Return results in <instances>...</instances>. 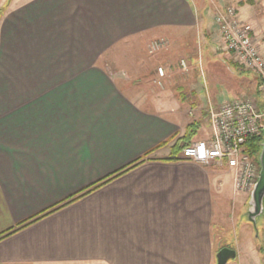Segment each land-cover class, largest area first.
<instances>
[{
	"label": "crops",
	"instance_id": "obj_1",
	"mask_svg": "<svg viewBox=\"0 0 264 264\" xmlns=\"http://www.w3.org/2000/svg\"><path fill=\"white\" fill-rule=\"evenodd\" d=\"M206 8L204 0H0V235L9 232L0 264H216L232 247L216 228L240 200L234 172L173 152L194 123L181 106L244 95L247 76L229 65ZM156 42L171 51L150 60L145 47ZM195 45L201 61L223 59V75L209 69V87L179 85L170 101L149 92L148 63L169 61L168 76L174 52ZM127 47L143 50L120 55ZM205 117L197 121L210 131ZM249 249V257L237 251V264H264L258 244Z\"/></svg>",
	"mask_w": 264,
	"mask_h": 264
},
{
	"label": "built area",
	"instance_id": "obj_2",
	"mask_svg": "<svg viewBox=\"0 0 264 264\" xmlns=\"http://www.w3.org/2000/svg\"><path fill=\"white\" fill-rule=\"evenodd\" d=\"M215 22L236 63L254 74L264 94V55L251 24L241 20L233 6L219 11ZM164 46L163 42H156L151 50ZM181 65L184 70L188 69L185 61ZM158 75L164 78L165 70L159 68ZM255 101L250 98L224 102L211 114V138L193 142L182 152L183 159L196 164H226L234 172L236 194L252 193L260 178L261 166L248 150L252 140L263 138L264 112Z\"/></svg>",
	"mask_w": 264,
	"mask_h": 264
},
{
	"label": "rangeland",
	"instance_id": "obj_3",
	"mask_svg": "<svg viewBox=\"0 0 264 264\" xmlns=\"http://www.w3.org/2000/svg\"><path fill=\"white\" fill-rule=\"evenodd\" d=\"M204 2L206 3L207 8L210 7L208 8L210 10L206 11L207 12L206 19H208L211 24L213 23L214 20H216V16L218 12L223 10V8H226L228 6L236 7L238 10L239 18L248 23L250 22L249 24H251L253 29L254 28L256 29L257 34H258V35L256 34L257 35L256 40L258 44L260 45L262 54L264 55V0H204ZM247 6L250 8H248ZM243 7H245L246 9H244ZM244 11H248L249 14H247V12L244 13ZM241 15H244L243 18H245L246 20L241 18ZM255 24H256V27H258V29L255 27ZM215 28L218 30L219 26L217 25ZM219 31H220V28H219ZM156 41H159V40H156ZM219 41L220 39L217 38L216 42L220 44ZM203 42L204 44H202V47H201L202 52L204 50V46H206V41H203ZM148 47H145L146 49L145 54L150 56L151 58L150 60L152 59L154 60V58L156 59V57L158 58L160 55H163V54L168 55L170 54V51H171V47L169 45L164 46L162 49L157 50V51H152ZM130 48L129 47L121 48L122 52L120 51L121 52L120 55L124 54V52L127 51V49L129 51ZM141 49L142 48L134 47V48H131V51L139 54L141 53ZM187 50H190L191 53H188ZM193 50H194V54H193ZM199 51H200V45H195L192 47H182L179 50V52L175 51L174 56H176V58L172 60L173 65H172V68H170L172 71L169 70L170 72H168V76L164 77V80H161V82L156 81L157 80L156 72L158 73V69L161 68L162 66L164 68L167 67L166 64H168L169 61L167 63H160L158 62V60H156V62L153 61V62L148 63L151 68L149 70L150 72L147 71L145 74L143 73L144 75L148 73V77L144 75L141 77H144L142 78L143 83L146 86L149 85L148 86L150 89L149 92L155 91L158 93L161 91L160 94L164 93V98L170 101L171 96H172L171 90L174 88L175 89L178 88L179 85L183 87L185 85L186 86L189 84L191 85L192 82H195L194 84H196L197 81H200L202 82L203 87H206V88L209 87L210 83L208 81L209 77L207 75H209L208 73L211 70V72L213 71L214 73L217 71L218 76H222L223 73L221 74V72H223V59H220L219 56L216 57L214 55V58L212 60V57L208 55L206 56L207 57L206 62L201 61L199 59L200 58ZM230 57L231 59L230 61H228L229 65L231 67H234L237 72H242L243 74L247 76L244 78L245 81H243L244 95H242L240 99H236V100H244V99H250V98L255 99L256 100L255 102H257L259 107L262 108L261 111L264 112V94H262L258 88L257 89L256 87L254 88V85H256L255 81H257V78L254 76L253 73L245 70L240 65H238L236 61L234 60L232 54ZM119 58L121 60V66H123L125 64L123 61L124 59L122 56ZM196 59H198V61ZM177 60H178V63H176ZM182 61H185L187 63V66H188L187 70L183 69L181 65ZM235 64H237V66ZM151 66L153 67V69ZM208 66L210 68H208ZM195 76H196V81L194 78ZM220 83L223 85V79L220 80ZM219 108L220 106H213L212 104L210 106H185V107L181 106L180 107L183 114L188 116L191 122H196L199 124V130L197 132V135L199 134L203 136L210 132L212 135V130L209 131L207 127L202 128L204 127V125L206 126L205 124L206 122L199 123V121L197 120H200V119L198 118H200V116L202 115H205L206 116L205 118H209V123H210L211 114L214 112H217ZM197 135L195 137H197ZM238 196L240 200L233 206L231 210H229V214L231 215L229 219L226 222H222L217 225L216 230L218 232L221 230L220 232H222L220 234L217 233L219 236V239L221 240V238L223 237L225 245L232 246L230 247L231 249H235V250L237 249L236 251H239L238 253L242 251L248 257L250 256V249H249L250 246L252 245L257 246L258 244V248H260V252L262 253L263 259H264V214L261 217H259L257 220V228L258 230H260V238L258 240L254 236V233H257L256 228L250 223L249 218H248L249 210L251 208V204H250L251 193H242V194H238ZM239 259L240 257H238L235 260H231L228 264H237Z\"/></svg>",
	"mask_w": 264,
	"mask_h": 264
},
{
	"label": "water",
	"instance_id": "obj_4",
	"mask_svg": "<svg viewBox=\"0 0 264 264\" xmlns=\"http://www.w3.org/2000/svg\"><path fill=\"white\" fill-rule=\"evenodd\" d=\"M264 139V131H263ZM261 166V173L259 181L251 193V208L249 210V221L256 228V237H259V230L257 228V220L264 214V140L262 144V151L259 157ZM237 251L229 247L222 248L216 256L217 264H228L231 260H235Z\"/></svg>",
	"mask_w": 264,
	"mask_h": 264
},
{
	"label": "trees",
	"instance_id": "obj_5",
	"mask_svg": "<svg viewBox=\"0 0 264 264\" xmlns=\"http://www.w3.org/2000/svg\"><path fill=\"white\" fill-rule=\"evenodd\" d=\"M235 65L237 66V64H235ZM198 130H199V124L198 123L194 122V123L190 124L187 128L186 134L177 140L176 143L179 142L180 144L178 143V144H175L173 146V152H175V154H181L183 152V150L192 143V140L197 135ZM263 140L264 139L262 137H259V138L252 140L248 144V150L256 158L259 165H260L259 157H260V154L262 151ZM166 144L167 143L163 144V146ZM28 223H30V221L27 223H23L21 225V227L28 225ZM7 233H9V232H7ZM7 233L0 235V239H2V237H4ZM259 238H260V230H259Z\"/></svg>",
	"mask_w": 264,
	"mask_h": 264
}]
</instances>
